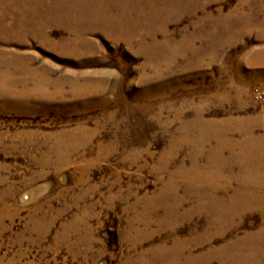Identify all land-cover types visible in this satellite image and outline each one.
<instances>
[{
  "label": "rangeland",
  "instance_id": "rangeland-1",
  "mask_svg": "<svg viewBox=\"0 0 264 264\" xmlns=\"http://www.w3.org/2000/svg\"><path fill=\"white\" fill-rule=\"evenodd\" d=\"M0 72V264H264V0H0Z\"/></svg>",
  "mask_w": 264,
  "mask_h": 264
},
{
  "label": "bare ground",
  "instance_id": "bare-ground-1",
  "mask_svg": "<svg viewBox=\"0 0 264 264\" xmlns=\"http://www.w3.org/2000/svg\"><path fill=\"white\" fill-rule=\"evenodd\" d=\"M61 5V4H60ZM64 7V6H63ZM58 8H60V7H58ZM0 74H1V72H0ZM8 78H9V76H8ZM7 79V78H6ZM6 79H4V80H6ZM3 80V79H2ZM18 80V79H17ZM10 82V81H9ZM258 141V140H257ZM256 141V143H254L253 141H246V143H247V145H245L243 142H241L240 143V145L241 146H248L250 149H249V152H251V151H253V149L257 146L256 144H258V142ZM259 143H261V141L259 142ZM261 146V145H260ZM259 147V146H258ZM248 161V160H247ZM256 164V163H255ZM195 177V179H192V180H190V181H188V183H189V185H202V184H204L205 186H206V188L209 190V191H213L214 189H216V185L213 183V180L211 181V179L209 178L210 176H207V175H204L203 177H200V175H195L194 176ZM212 178V177H211ZM254 179V178H253ZM202 188V187H201ZM201 188H200V190L198 191V195L200 196V197H202L201 196ZM256 189L257 187L255 186V187H252L250 190H253V189ZM257 190H258V188H257ZM257 190H255V192H256V194H257V196H258V192H257ZM203 191V190H202ZM247 193H249L250 194V197L249 198H243L244 200L245 199H252V194H251V192L248 190L247 191ZM204 198V197H203ZM206 199V198H205ZM258 199V198H257ZM206 200H208V201H212V198H208V199H206ZM237 199H233V201H236ZM218 203V202H217ZM232 203V202H231ZM218 206H220V204H218ZM230 207H232V206H230ZM220 210H222V207L220 208ZM170 264H174L173 262L172 263H170ZM238 264H244V262H241V263H238Z\"/></svg>",
  "mask_w": 264,
  "mask_h": 264
}]
</instances>
